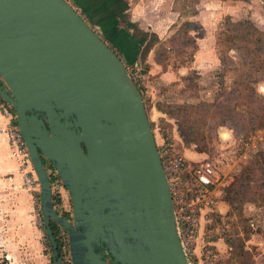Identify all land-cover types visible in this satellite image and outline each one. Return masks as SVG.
Returning <instances> with one entry per match:
<instances>
[{
  "label": "water",
  "instance_id": "water-1",
  "mask_svg": "<svg viewBox=\"0 0 264 264\" xmlns=\"http://www.w3.org/2000/svg\"><path fill=\"white\" fill-rule=\"evenodd\" d=\"M0 97L12 106L53 223L72 264H192L144 95L121 55L68 0H0ZM46 161L73 205L57 213Z\"/></svg>",
  "mask_w": 264,
  "mask_h": 264
},
{
  "label": "rangeland",
  "instance_id": "rangeland-1",
  "mask_svg": "<svg viewBox=\"0 0 264 264\" xmlns=\"http://www.w3.org/2000/svg\"><path fill=\"white\" fill-rule=\"evenodd\" d=\"M68 1L75 8H77L79 12L82 13V11H85L84 6L80 5L78 3V0ZM175 5L181 13L178 17V21H172V23H174L171 28L172 32L169 33V31L171 30L170 29L168 31L169 34L167 35L166 33V35L162 39L156 38L155 44L152 49H154L155 52L159 51V49L161 48L166 49V54L164 52L163 56L161 57V64L163 65L162 69L164 71H168L169 69L174 71L177 70V68H181L182 66L186 67L185 70L183 72H177L178 74L176 73V71H174V73L171 71L172 80L168 79L165 81H161L160 83H157L155 81L159 76L158 73L151 75L150 77H143V74H141L143 68H139V70L133 65H129V71L131 72V74H133V76H135V80L136 82H138L139 86L142 87V92L144 94V99L150 120L155 124L153 129L156 135L157 143L159 145H162V143L167 144L168 142H171L185 150L186 155L188 157H191L192 152L190 150H187L191 149L198 152L196 150V145L191 144L189 146L185 143L178 131L176 119L170 117L165 118L171 123L172 127L166 128V130L168 131L167 136H163V134L161 133V129L162 127H164V124L160 122L161 117L156 114L157 104L166 103L170 105H200L203 102L213 103L219 98L220 101H223V97H221V94H223V86L225 87V89L230 90L233 87L234 82L241 79L243 75L247 73L248 68L242 58V53H239V51L235 49L229 50L228 47H225V50L227 51V53L229 52V56L231 58L230 61H224L225 63L222 61L219 55V47L217 46V34L220 30L221 23L226 16L223 15V0H175ZM245 14V12H237L235 15L237 18L240 17L241 19H244L246 18ZM87 17V21H89V23L99 32V34H101L108 43H111V41L107 39V36H105V34L100 31V27H98L97 24L91 21L90 16L87 15ZM188 20L193 21V31L191 35H193V37H195L197 41V50L194 54V60L191 63L182 64V54L178 55L177 51L172 45V40L175 34L180 30L182 24ZM165 31H167L166 27ZM192 46L189 45L187 49L191 51L193 49ZM201 50L202 52L199 53ZM155 55L156 53H154V58ZM258 59L260 60V58ZM254 75L258 78V82H256L254 85L256 91L259 95H264V90H258V88L260 89V82H264V70H261ZM149 79L152 82L157 83V93H159V90H164V92H166L171 88L169 97H165L157 101L155 99L157 96L154 98V95L149 92V86H146V84L149 85ZM154 93H156L155 90ZM152 99L155 100L152 101ZM239 108L244 107L239 106ZM178 114H181V112L179 111ZM192 114V119L193 121H195L196 128L199 129L203 134L202 141L207 144V149H205L203 152L198 153L202 154L201 158L206 156V154L214 157L216 167H218L221 174V186H219L217 191L219 193L218 202L212 208V210H210V212L205 215V219L202 220L204 237L206 238V240H209L210 238H215V240L224 239L225 242L227 241L228 237H232L233 239L235 237H243L245 234H243V231H245L244 224L246 223L243 222V219L241 218L239 213L237 211H233L230 205L226 203V188L240 174V171L243 168L244 164L253 161V159L257 157V153L259 151H264V132H261V130H263L264 128L261 130H257L254 133H242L241 135H237L234 129L229 125H223V107H202L199 108V111L192 112ZM232 122L236 125H240L242 123V121H240L239 119L233 120ZM229 130H231L234 136H227L226 133L223 134V132H228ZM243 130L245 132V128ZM223 136L226 137L225 139L230 140H227V142H225ZM240 138H243L244 140L254 141V143L257 145L255 152L248 158L246 162L240 161L239 158L238 149L241 146L239 143ZM46 167L48 169V172L52 171L53 167L47 161ZM54 173L56 174V172ZM257 179L251 183L252 188H250L249 195L255 198H261L264 196V175L259 176ZM54 182L56 191L60 196V199L57 201V208L63 211H70L72 209V204L67 188L57 178L54 179ZM260 185H263L261 190H259ZM39 193L36 197H39ZM260 193H262L261 197ZM248 203L254 202L248 201L244 203V215L248 218V220L252 218V224L254 225H251L254 229L262 228L260 227V225L256 224V220L251 216ZM254 204L257 206H263L264 201L260 205L257 203ZM35 205L36 240L43 244V250L39 248L38 253H43L44 251V253L48 257L47 261H45L43 264H53L52 258L50 260V255H52L51 247L43 225L42 215L38 211L36 199ZM252 231L254 233L257 232L255 230ZM251 236L252 234L250 235V237ZM249 246L250 247L248 249L252 251L254 256H258L259 253L263 254L259 257V263L260 261H263L264 253L261 250H257V247L254 245Z\"/></svg>",
  "mask_w": 264,
  "mask_h": 264
},
{
  "label": "crops",
  "instance_id": "crops-1",
  "mask_svg": "<svg viewBox=\"0 0 264 264\" xmlns=\"http://www.w3.org/2000/svg\"><path fill=\"white\" fill-rule=\"evenodd\" d=\"M78 1H82L83 6L90 9L94 23L100 27V31L107 36L112 44L121 51L129 65H133L138 69L143 68L141 72L143 77H150L158 73L159 76L155 80L157 83L168 79L172 80V70L164 71L162 69L163 65L155 60V50L152 49L145 59L143 51L152 33H155L158 39H162L166 33L168 35L172 32L171 28L174 24L172 21H178V17L181 14L175 5V0ZM237 12H245L246 18L252 19L264 30V0H223V15H231L234 20L241 19L236 17L235 14ZM121 13H126L127 19L130 21L127 26L122 22L119 23L120 27L118 26L116 15ZM165 27L167 31H165ZM134 28H140L147 33L144 42L131 36ZM201 52L202 50L199 53ZM185 68V66H182L174 71L176 73L183 72ZM174 71L172 72L174 73ZM156 82H152L149 79V85L146 84V86H149L150 90H148L154 95V98L157 96L155 99L159 101L169 97L171 88L166 92L159 90V93H157ZM259 85L260 89L258 88V90L263 91L264 82H260ZM154 90L156 93H154ZM155 99H152V101ZM156 112L159 117L168 118L157 107ZM4 124L5 121L0 108V264H43L48 257L44 251L43 253H38L39 248L43 250V244L36 240L35 193L31 192L23 184V174L16 160L11 157V149L6 135L1 132ZM261 132H264V129ZM224 133L227 136H234L231 130ZM225 138L223 136V139ZM227 140L230 139H225V142ZM189 150L192 152L189 158L200 160L201 153L191 149L187 151ZM248 206L251 216L257 222L256 224L264 228V205L257 206L254 203H248ZM203 232L202 229L198 247L199 255L205 248L209 247L219 255L213 264H217L219 259L224 261L220 264H227L226 261L231 247L224 239L206 240ZM248 244L256 246L257 250H261L264 253V236L262 234L253 233L247 241L246 248L250 247ZM261 255L263 254L259 253L258 256H254V264H264V260L259 263ZM51 258L52 256L50 255V260ZM197 261L199 264H205L200 258Z\"/></svg>",
  "mask_w": 264,
  "mask_h": 264
},
{
  "label": "trees",
  "instance_id": "trees-1",
  "mask_svg": "<svg viewBox=\"0 0 264 264\" xmlns=\"http://www.w3.org/2000/svg\"><path fill=\"white\" fill-rule=\"evenodd\" d=\"M78 3L83 5L82 1H78ZM84 10L85 11H82V13L85 19H88L87 15H89L91 21L94 23V18L91 15L90 9L84 6ZM116 16L119 27L120 22H122L125 26L130 23V21L127 19L126 13L117 14ZM192 31V21H185L178 33H176L177 35L175 34L172 40V45L174 46L178 55L182 54V64L191 63L194 60V54L197 50V41L195 37L191 35ZM131 36L133 38L139 39L141 42H144L147 37V33L140 28H134ZM156 38L157 35L152 33L151 38L143 51L144 59L148 56L150 50L154 46ZM111 43L110 45L121 55L127 67H129V63L125 60L121 51ZM189 45H193V49L191 51L187 49ZM217 46L219 47V55L223 62L226 60H231L229 52L227 53L225 50V47H228L229 50L235 49L239 51V53H242V58L248 68L247 73L244 74L243 77L238 81L236 80L230 90L225 89L223 86V94H221L223 101H220L219 98L213 103L203 102L200 105H170L166 103L157 104L158 110L166 114L168 117L177 120L176 123L181 137L187 145L190 146L191 144H195L196 150L198 152H203L205 149H207V144L202 141L203 134L199 129L196 128L195 121L192 119V112L199 111V108L223 107V125H229L234 129L237 135H241L242 133H254L257 130L264 128V95H259L254 86L255 83L258 82V78L254 74L264 70V30H262L250 18L234 20L231 15H226L217 34ZM164 52L166 54L165 48H161L159 51L155 52V60L157 62L162 63L161 57L163 56ZM258 58H260V60ZM139 88L142 91V87L139 86ZM239 106H243L244 108H239ZM179 111L181 114H178ZM165 118L166 117L160 118V122L164 124V127L161 129L163 136H167L168 131L166 128L172 127L171 123ZM237 119L242 121L240 125H236L232 122L233 120ZM151 123L152 127L154 128V122ZM244 128L245 132L243 130ZM52 169L53 170L49 172L51 181L54 182V179L57 178L62 182L55 168L53 167ZM54 172H56V174ZM263 175L264 151H259L257 153V157H255L253 161L244 164L240 174L226 188V203L230 205L233 211H237L243 219V222L246 223L244 224L245 231H243V234H245L243 237H235L234 239L232 237L227 238L226 242L231 247L230 255L226 261L227 264H254V254L251 250L246 248V241L249 240L251 238L250 235L254 233L252 230L257 231V233H260L264 236V228L254 229L251 225L253 220L252 218L248 220V218L244 215L243 207L244 203L248 201L257 203L259 205L264 201V196L261 197L262 193H260L261 198H255L249 195L250 188H252L251 183L259 176ZM262 187L263 185H260L259 190H261ZM53 197L54 205L57 207V201L60 199V196L55 192L53 193ZM56 226V223L52 224L57 241L59 243V251L63 257V262L64 264H70V262L64 256L65 236L61 233V231H57ZM212 239L215 238H210L209 240ZM52 261L54 264L53 257ZM222 262L224 261L219 259L217 264Z\"/></svg>",
  "mask_w": 264,
  "mask_h": 264
},
{
  "label": "built area",
  "instance_id": "built-area-1",
  "mask_svg": "<svg viewBox=\"0 0 264 264\" xmlns=\"http://www.w3.org/2000/svg\"><path fill=\"white\" fill-rule=\"evenodd\" d=\"M0 108L5 121L1 132L6 135L11 157L16 160L23 174L24 186L35 193L38 211L41 214L40 183L34 171L26 141L20 131L16 112L2 98ZM239 143L241 145L238 149L240 161L246 162L255 152L257 145L254 141L243 138L239 139ZM158 148L170 184L178 233L185 253L192 264H199L197 261L199 258L205 264H213L219 257L217 252L208 247L199 255L198 247L202 235V220L217 204L219 198L217 191L221 186V174L216 167L214 157L206 154L200 160L191 159L185 154V150L171 142L158 144ZM52 187L53 193H58L55 182H52ZM38 193L39 197H36ZM64 241L66 252L69 248L68 240L64 238Z\"/></svg>",
  "mask_w": 264,
  "mask_h": 264
},
{
  "label": "flooded vegetation",
  "instance_id": "flooded-vegetation-1",
  "mask_svg": "<svg viewBox=\"0 0 264 264\" xmlns=\"http://www.w3.org/2000/svg\"><path fill=\"white\" fill-rule=\"evenodd\" d=\"M71 204H72V202H71ZM55 209H56L58 214H60L61 216L73 221V205H72V209L70 211H67V210L63 211V210H60L57 207H55ZM56 229H57V231H61V233L64 234L65 238L68 240L69 248H68V250L66 252L64 251V256L70 262V264H72L71 263L70 241H69L68 230L64 226H61V225H58V224L56 226ZM96 250L97 251H105V259L107 260V263L108 264H113V261H112L113 259H112L111 255L108 253V251H107L105 246H102V245L101 246H96Z\"/></svg>",
  "mask_w": 264,
  "mask_h": 264
}]
</instances>
